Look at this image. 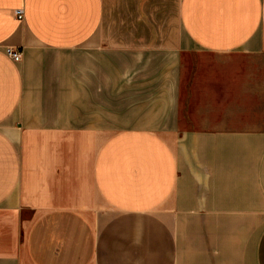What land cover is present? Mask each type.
Masks as SVG:
<instances>
[{"label":"crops","instance_id":"crops-1","mask_svg":"<svg viewBox=\"0 0 264 264\" xmlns=\"http://www.w3.org/2000/svg\"><path fill=\"white\" fill-rule=\"evenodd\" d=\"M0 264H264V0H0Z\"/></svg>","mask_w":264,"mask_h":264},{"label":"built area","instance_id":"built-area-1","mask_svg":"<svg viewBox=\"0 0 264 264\" xmlns=\"http://www.w3.org/2000/svg\"><path fill=\"white\" fill-rule=\"evenodd\" d=\"M18 16L21 18L23 17V10L18 9L17 10ZM6 53L12 57L15 61H19L22 58V52L19 49H15L13 47H7Z\"/></svg>","mask_w":264,"mask_h":264},{"label":"rangeland","instance_id":"rangeland-1","mask_svg":"<svg viewBox=\"0 0 264 264\" xmlns=\"http://www.w3.org/2000/svg\"><path fill=\"white\" fill-rule=\"evenodd\" d=\"M197 57H225V56H221V55H216V54H212V53H204V52H200L196 55ZM191 57H195L194 55ZM242 57V56H241Z\"/></svg>","mask_w":264,"mask_h":264}]
</instances>
